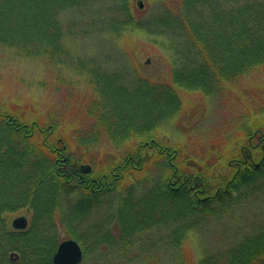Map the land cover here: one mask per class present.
Segmentation results:
<instances>
[{"label":"trees","instance_id":"trees-1","mask_svg":"<svg viewBox=\"0 0 264 264\" xmlns=\"http://www.w3.org/2000/svg\"><path fill=\"white\" fill-rule=\"evenodd\" d=\"M176 1L181 5L177 13L165 8L163 12L140 18L134 15L127 0L122 3L119 0H0V31L3 33L0 40L33 58L64 62L68 53L64 45L63 14L93 8L98 3V17L115 25L117 30L144 31L168 39L176 63L172 69L175 81L169 85L137 78L131 86L122 81L123 75L118 72L94 73L93 70L101 69L99 66L87 69L94 74L95 87H101L102 99L94 100L88 107L87 113L94 123L78 134L77 140L82 145H96L100 136L106 135L120 148L134 138L149 139L143 147L160 148L165 158L163 163L172 170L170 178L177 186L203 183L201 189L209 193L213 188L207 181L211 180L202 173L181 171L173 163L176 152L160 146L153 134L180 110L177 87H188L186 81L192 83L189 90L209 94L211 90H218L222 82L236 81L264 66V0ZM82 69H85L84 64ZM0 118V264H53L60 242L58 217L62 218L72 238L81 244L86 238L92 241L90 248L96 250L95 264L109 262L112 257L134 262L136 257L148 253L152 238L145 232L154 219L152 224L159 223L168 230L157 243L161 245L165 239V245L178 247L186 233L203 221L207 213H215L218 207L233 199V194L226 192L223 194L226 196L214 194L199 204V199L191 192L179 196L180 190H172L169 180L154 181L153 188L149 187L146 192L147 197L153 191L152 196H159L163 202L183 200L188 203L187 210L179 213L161 210L154 214L151 209L146 212L140 207L139 211L133 208L129 215L125 214L127 208L123 210L120 205L114 217L85 225L86 218H77L82 216L76 213L85 211L82 206L92 210L95 203L100 204L99 197L117 187L121 180V177L111 180L112 172L121 175L122 169L114 168L108 174L96 176L101 192L93 194L85 187V184L92 185L93 176L81 172V160L75 159L64 140L51 142L56 123L47 126L24 123L17 116L1 111ZM38 131L39 141L36 140ZM130 159L139 161L140 157L135 153ZM247 167L242 166L239 172L220 181L226 184L232 179L231 186L242 189L249 181L244 176ZM78 179L81 182L77 183ZM74 192L80 193V198L67 213L63 210V201ZM22 208L30 211L32 223L26 230L16 231L11 228L7 215ZM113 224L119 228L117 234L110 230ZM257 234L264 235L254 233L243 239L241 236L207 256L202 264H264V249L254 238ZM247 238L253 239L247 241ZM10 253H16L18 261H14Z\"/></svg>","mask_w":264,"mask_h":264},{"label":"rangeland","instance_id":"rangeland-1","mask_svg":"<svg viewBox=\"0 0 264 264\" xmlns=\"http://www.w3.org/2000/svg\"><path fill=\"white\" fill-rule=\"evenodd\" d=\"M127 1L134 15L140 18L153 16L165 8L176 13L181 10L176 0ZM97 6L100 7V3ZM97 6L63 14L62 24L66 33L64 45L68 53L65 63L58 59L55 62L48 58H33L20 49L4 45L8 43H1L0 40V111L15 115L24 123L37 122L44 126L56 123L58 126L51 142L64 140L75 159L81 160L80 166L91 167L92 176L108 174L114 168L122 169L117 187L99 197L100 204L95 203L92 210L82 206L85 211L76 213L82 216L77 218H86L85 225L105 217H114L120 205L123 210L127 208L125 214L129 215L133 208L138 211L144 208L146 212L151 209L150 212L154 214L161 210L175 213L186 211L188 203L183 200L163 202L159 196H152L155 195L153 191L147 197L146 192L149 187L153 188L154 181L167 182L172 174V170L163 163L165 158L160 148L143 147L145 142L149 143V139L134 138L120 148H116L106 135H101L96 145H82L77 140L78 134L84 133L94 123L87 113L88 107L94 100L102 99L99 93L101 87H95L94 74L87 69L99 66L101 69L93 70L94 73L118 72L123 75L122 81L131 86L137 78L168 85L175 81L172 69L176 63L168 39L144 31L117 30L115 25L98 17ZM103 13L109 14L106 10ZM108 16L111 17V14ZM2 34L0 31V37ZM83 64L85 69H82ZM119 80L122 82L121 78ZM186 84L189 88L182 85L184 88L177 87L180 110L160 125L153 139L160 146L176 152L173 163L181 171L197 175L202 173L211 180L207 181L213 188L209 192L210 197L217 194L223 197L227 192L233 194V199L218 207L215 213H207L203 218L205 221L200 220L190 229L178 247L169 243L165 245V239L161 245L157 243V239L165 237L168 230L165 231L159 223L152 224L155 222L153 218L145 232L146 236L152 238L148 253L136 257L134 262L112 257L104 264H202L201 261L204 263L207 256L232 241L236 242L241 236L243 239L254 233L264 234V174L257 180L247 181L238 190L231 186L232 179H229V185L220 181L230 178L244 165H258L263 155L257 150L260 146L251 148L249 141L254 136L253 144L258 145L262 142L260 138H264V66L257 67L236 81L222 82L218 90H211L209 94L189 90L192 83L186 81ZM40 139L38 131L36 140ZM135 153L142 159L136 161L137 167H133L129 161ZM126 160L130 166H125ZM202 186L203 183L170 185L172 190H180L179 196L191 192L197 199L203 196H196L193 194L195 190H190L192 187L201 190ZM78 194L74 192L73 196L65 199L67 202L63 201V210L67 213L79 201ZM23 215L29 219L30 226L32 217L27 208L8 213L10 226L14 218ZM57 224L59 244L74 239L62 223V218H57ZM110 230L113 234L119 232L115 224ZM262 236L255 235L254 238L258 239V246L264 249ZM250 239L253 238L245 240ZM84 241L86 244L78 241L84 252L82 264H95L96 250L90 248L92 241L87 238ZM86 247H89V253H86ZM14 261H18V257Z\"/></svg>","mask_w":264,"mask_h":264},{"label":"water","instance_id":"water-1","mask_svg":"<svg viewBox=\"0 0 264 264\" xmlns=\"http://www.w3.org/2000/svg\"><path fill=\"white\" fill-rule=\"evenodd\" d=\"M81 170L84 173H89L91 167L89 165H82ZM29 226V219L26 216H19L12 220L11 227L16 231H24ZM14 260L17 255L12 256ZM84 260V252L80 243L74 239H67L62 241L57 251L53 256V264H82Z\"/></svg>","mask_w":264,"mask_h":264},{"label":"flooded vegetation","instance_id":"flooded-vegetation-1","mask_svg":"<svg viewBox=\"0 0 264 264\" xmlns=\"http://www.w3.org/2000/svg\"><path fill=\"white\" fill-rule=\"evenodd\" d=\"M262 137H263V136H262ZM253 138H254V136H251L250 141H249V144L251 145V148H256L257 146H260V148L262 149V154H263V155H262V157H261V159H260L259 164H263V162H264V138H260V139H262V142L260 141V143H259L258 145H254V144H253ZM261 143H262V144H261ZM139 157H140V156H139ZM131 158H133V157H131ZM140 159H141V158H140ZM62 161H66V160H62ZM139 161H140V160H139ZM141 161H142V159H141ZM130 162L132 163L131 165H132L133 167H137L136 161H135L134 159H130ZM125 166H130V165L128 164V162H126ZM80 170H81V168H80ZM81 172H82V171H81ZM90 173H91V171H90L89 173H85V174H89V175H90ZM112 176H113V178H114L115 180H117L118 178L121 177V175L118 174V173L115 172V171L112 173ZM97 179H98V178H97L96 176H93L92 179H91V181H92V182H91L92 185H90V184H85V187H86L89 191H91L93 194H95L96 192H97V193H100V192H101V189H99L100 184L96 183ZM105 179L107 180V177H106V176H105ZM79 182H81V181L78 179V183H79ZM169 183H170V185H173V186L177 185L176 181L172 180L171 178H170V180H169ZM176 189H178V188H176ZM192 189L195 190V195H196V196L202 195V193H203L204 190H205V189L198 190L197 187H192ZM199 199H201V198H199Z\"/></svg>","mask_w":264,"mask_h":264},{"label":"bare ground","instance_id":"bare-ground-1","mask_svg":"<svg viewBox=\"0 0 264 264\" xmlns=\"http://www.w3.org/2000/svg\"><path fill=\"white\" fill-rule=\"evenodd\" d=\"M260 153H262V149L258 147L257 149ZM244 155V154H243ZM264 163V162H263ZM249 168H247V171L245 173L246 176V180H250L253 177H255L256 175L261 176V174H264V164H254L253 166L248 165ZM229 182H226V185ZM203 198L199 199V204H202L204 201L206 200L208 201L210 199L209 193L207 192V190H204V192L202 193Z\"/></svg>","mask_w":264,"mask_h":264}]
</instances>
